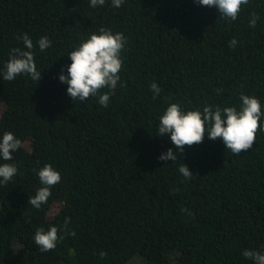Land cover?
I'll return each instance as SVG.
<instances>
[{
    "label": "trees",
    "instance_id": "1",
    "mask_svg": "<svg viewBox=\"0 0 264 264\" xmlns=\"http://www.w3.org/2000/svg\"><path fill=\"white\" fill-rule=\"evenodd\" d=\"M89 4L0 0V138L12 132L21 141L11 161L0 158L18 169L0 184V264H254L243 251L264 254V131L239 155L205 134L176 161H161L175 148L157 130L172 103L184 112L239 111L241 93L259 100L264 127V0H249L236 20L196 0ZM102 27L126 37L107 107L99 95L109 89L73 101L58 79L62 70L67 76L68 54ZM23 34L34 45L38 82L3 79L11 50H27ZM43 36L52 43L41 51ZM45 164L61 180L35 209L27 202L43 187L37 173ZM53 226L63 239L42 253L34 234Z\"/></svg>",
    "mask_w": 264,
    "mask_h": 264
},
{
    "label": "clouds",
    "instance_id": "2",
    "mask_svg": "<svg viewBox=\"0 0 264 264\" xmlns=\"http://www.w3.org/2000/svg\"><path fill=\"white\" fill-rule=\"evenodd\" d=\"M124 0H112V6L121 7ZM199 5L212 7L218 10L222 17L229 20H236L241 11L242 5H247L249 0H196ZM105 0H90V7L102 6ZM259 17L252 15L249 27L255 28ZM22 40L27 50L13 48L3 72V79L13 81L18 75L24 74L38 82L41 72L37 71L34 62V48L31 38L27 34L17 37ZM38 47L41 51L51 46V41L47 36L38 40ZM237 40L229 42L230 47L237 45ZM126 44V37L122 33L113 34L106 28H100L99 34L93 33L90 38L83 41L68 56L71 63L67 66V76L63 70L58 79L61 83H66L67 94L73 101L85 102L89 97L97 96L101 89H109L99 95V103L102 107H107L110 96L114 94L117 83L120 80L119 72L122 68L121 51ZM150 90L154 96L161 92L160 87L153 82ZM242 105L237 111L235 107L205 106L202 111L189 110L182 111L177 103L170 104L164 114L159 119L157 134H167L173 148H169L162 153L158 159L161 161H176L177 154L183 152L185 146H193L202 143L205 134L210 140L220 138L224 147L233 154L239 155L249 150L259 131H264L260 124L262 116L261 104L259 100L252 96L240 94ZM21 147V141L12 132H4L0 138V158L4 161H11L13 153ZM17 167L11 163L0 164V184H6L17 174ZM179 172L186 180H190L193 173L183 163L179 167ZM43 187L39 188L33 197L28 199V204L35 209H40L42 204L48 202L51 196L50 189L60 183V173L53 169L50 164H45L37 173ZM68 218H65L64 226L67 228ZM70 235H75L71 232ZM34 242L42 253L55 249L58 240L63 236H58V228L53 226L48 231L38 228L34 234ZM103 258L107 254L103 251L99 253ZM245 258L254 261V264H264V254L245 249Z\"/></svg>",
    "mask_w": 264,
    "mask_h": 264
},
{
    "label": "rangeland",
    "instance_id": "3",
    "mask_svg": "<svg viewBox=\"0 0 264 264\" xmlns=\"http://www.w3.org/2000/svg\"><path fill=\"white\" fill-rule=\"evenodd\" d=\"M3 109H4V105L0 103V116L3 112ZM55 208L56 207L54 206L53 210H56ZM129 264H143V262L140 258H134L131 262H129Z\"/></svg>",
    "mask_w": 264,
    "mask_h": 264
}]
</instances>
